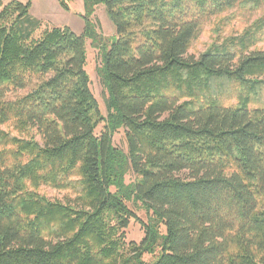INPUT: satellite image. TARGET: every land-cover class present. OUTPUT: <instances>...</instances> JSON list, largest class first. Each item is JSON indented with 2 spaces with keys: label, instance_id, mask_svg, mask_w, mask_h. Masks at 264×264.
I'll list each match as a JSON object with an SVG mask.
<instances>
[{
  "label": "trees",
  "instance_id": "trees-1",
  "mask_svg": "<svg viewBox=\"0 0 264 264\" xmlns=\"http://www.w3.org/2000/svg\"><path fill=\"white\" fill-rule=\"evenodd\" d=\"M98 4L115 30L103 44L89 21ZM30 6L0 0V264H264V12L187 55L211 17L264 0H83L81 34Z\"/></svg>",
  "mask_w": 264,
  "mask_h": 264
},
{
  "label": "rangeland",
  "instance_id": "rangeland-1",
  "mask_svg": "<svg viewBox=\"0 0 264 264\" xmlns=\"http://www.w3.org/2000/svg\"><path fill=\"white\" fill-rule=\"evenodd\" d=\"M68 9H65L61 4L60 0H47L48 5L46 9L47 15H43L45 21L50 25L54 26H67L76 34H81L84 30V6L83 0H63ZM40 0H37L33 7V13L40 14L43 12L44 7L40 5ZM264 12V8L258 10H251L243 7H234L231 10L221 14L219 17H211L203 26L201 32L191 43L190 49L188 50V56H195L204 51L206 48L214 43L221 42V39L227 36L236 35L241 33L252 21L259 17ZM89 21L92 23L93 28L97 34L105 38L101 40V44L105 43L106 39L109 42L115 39V30L109 19L106 8L102 4H98L92 15L89 17ZM86 45V72L89 76V86L95 96L100 112L102 115H106V108L104 104V92L100 82V78L97 73V68L101 62V51L95 48L91 44L90 39L85 40ZM109 47V43H107ZM257 47L264 49V40L257 43ZM30 90V86L27 85L24 88H15L7 91L4 95V99H15L21 95H24ZM102 122L99 123L95 132H99L102 128ZM113 144L126 151V144L124 139L123 129H119L113 134ZM133 174L126 175V182L132 178ZM40 193L52 200L66 201L68 198H73V195L66 190H58L51 188L47 185H41L39 188ZM135 209L136 215L143 221L146 220V212L143 208L138 206H132ZM143 237V230L140 227L138 221H130V224L126 230V240H134L138 242ZM146 259L151 256L144 255Z\"/></svg>",
  "mask_w": 264,
  "mask_h": 264
},
{
  "label": "crops",
  "instance_id": "crops-1",
  "mask_svg": "<svg viewBox=\"0 0 264 264\" xmlns=\"http://www.w3.org/2000/svg\"><path fill=\"white\" fill-rule=\"evenodd\" d=\"M1 1L5 3V2H8L10 0H1ZM18 1L23 2V3L24 2H27V1H30L31 2V6H30V13H31V15H33L34 17H36L38 19H45L43 17V15H47V13H48V11L46 9V6L48 5L47 0H40V2H41L40 5H42L44 7V10H43V12H41V15L40 14L33 13V7H34V4L36 3L37 0H18Z\"/></svg>",
  "mask_w": 264,
  "mask_h": 264
}]
</instances>
